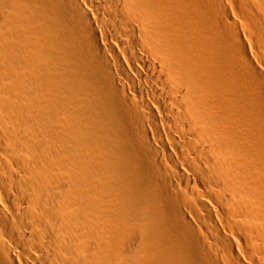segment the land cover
Here are the masks:
<instances>
[{"label": "bare ground", "instance_id": "6f19581e", "mask_svg": "<svg viewBox=\"0 0 264 264\" xmlns=\"http://www.w3.org/2000/svg\"><path fill=\"white\" fill-rule=\"evenodd\" d=\"M0 264H264V0H0Z\"/></svg>", "mask_w": 264, "mask_h": 264}]
</instances>
